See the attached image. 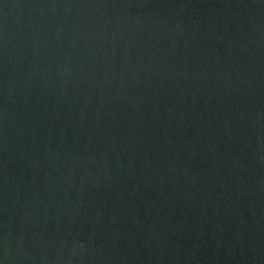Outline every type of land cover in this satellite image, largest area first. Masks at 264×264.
<instances>
[{"label":"water","instance_id":"obj_1","mask_svg":"<svg viewBox=\"0 0 264 264\" xmlns=\"http://www.w3.org/2000/svg\"><path fill=\"white\" fill-rule=\"evenodd\" d=\"M0 264H264V0H0Z\"/></svg>","mask_w":264,"mask_h":264}]
</instances>
